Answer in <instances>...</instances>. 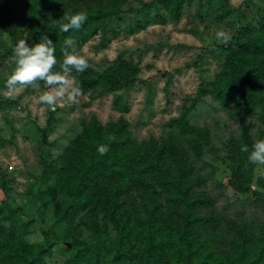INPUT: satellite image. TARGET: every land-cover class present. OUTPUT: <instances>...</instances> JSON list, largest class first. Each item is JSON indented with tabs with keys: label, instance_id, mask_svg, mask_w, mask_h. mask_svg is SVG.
Wrapping results in <instances>:
<instances>
[{
	"label": "trees",
	"instance_id": "16d2710c",
	"mask_svg": "<svg viewBox=\"0 0 264 264\" xmlns=\"http://www.w3.org/2000/svg\"><path fill=\"white\" fill-rule=\"evenodd\" d=\"M183 2L154 0L145 3L143 10L146 15L151 13L148 18L152 15L163 21L169 15L178 19ZM80 11L87 14L83 26L62 32L65 15ZM129 13L119 6L118 0H0V63L14 52L20 39L31 44L39 42L41 33H46L55 44L54 68L60 70L66 39H72L78 50L99 33L102 46H106L117 37L122 25L129 33L135 32ZM5 36L14 44L6 43ZM223 48L227 52L224 67L216 79L202 81L191 105L168 123L167 138L140 141L125 121L106 126L94 116L83 123L64 160L54 164L43 157L38 191L48 194L55 188L68 196L58 202V224L70 222L78 212L97 205L104 214L105 226L96 220L90 223L89 237L68 235L66 239L73 243L71 248L67 246L73 250L70 264H99L102 250L108 255L106 264H264V229L256 232L249 222L217 212L208 194L197 189L202 177L193 179V159L185 150L187 142L192 143L195 159L206 155L205 145H215L210 130L193 125L188 117L198 100L207 94L227 107L233 117L258 114L264 122V22L255 36H236ZM117 62L102 70L89 65L82 73H72L83 77L86 88L81 86L82 90L101 84L102 95L126 89L137 79L134 62ZM121 69L125 73L119 72ZM251 133V128L244 126L242 139L227 143L222 159L226 170H230L228 183L237 193H252L256 199L264 200V189L259 182L254 183L255 165L248 160V153L241 151L244 144L251 149L255 141ZM101 144L109 146L103 155L97 151ZM53 174L57 175L55 185L42 189V178ZM133 187L140 191L136 192L139 201L126 200ZM209 207L212 209H204ZM12 213L9 204H0L1 220ZM45 233L44 241L30 243L16 236L14 226L4 227L0 221V264L44 263L54 245L63 240L53 229Z\"/></svg>",
	"mask_w": 264,
	"mask_h": 264
},
{
	"label": "rangeland",
	"instance_id": "374dc122",
	"mask_svg": "<svg viewBox=\"0 0 264 264\" xmlns=\"http://www.w3.org/2000/svg\"><path fill=\"white\" fill-rule=\"evenodd\" d=\"M151 1L154 0H118L122 9L131 12L135 32L129 33L122 25L117 37L106 46H102L98 33L77 50L87 57L89 65L100 70L123 59L134 62L137 79L126 89L100 95L101 84L95 89H85L83 77L71 73L70 78L85 87L82 96L76 102L61 98L53 108L38 100L40 92L48 87L43 81H37L38 87H20L9 95L5 81L14 68V52L0 63V204L13 208L10 217L5 220L0 217V221L4 227L14 226L16 236L30 243L44 241L47 229L56 231L63 240L54 245L42 264H70L73 250L67 248L73 243L65 244L72 241L66 239L68 235L89 237L92 233L89 224L95 220L105 226L99 205L78 212L70 222L58 224L57 212L61 210L58 202L68 196L55 188L48 194L38 191L43 157L54 164L64 160L83 123L94 116L106 126L113 121H125L140 141L167 138L168 123L191 105L202 81L216 79L224 67L227 52L216 40V30L224 28L231 40L236 36L246 39L259 33L264 22V0H184L181 17L174 19L168 15L163 21L152 15L148 18L151 13L146 15L143 6ZM5 42L14 44L9 36H5ZM120 71L125 73L124 69ZM188 117L193 125L207 127L215 140L214 146L205 145L204 157L195 159L194 145L186 144V154L193 159V179L202 177L197 189L208 194L217 212L247 221L256 232H261L264 200L232 188L228 183L230 170H226L222 156L227 143L242 139L244 126L251 128L255 140L264 138V122L258 114L233 117L227 107L209 94L198 100ZM216 169L220 172L216 173ZM56 177L53 174L51 178H42V189L55 185ZM258 182L264 189V179H255V185ZM136 192L140 191L133 187L126 200L139 201ZM108 229L112 232L111 226ZM106 258L107 253L102 250L99 264H106Z\"/></svg>",
	"mask_w": 264,
	"mask_h": 264
},
{
	"label": "clouds",
	"instance_id": "9594fccd",
	"mask_svg": "<svg viewBox=\"0 0 264 264\" xmlns=\"http://www.w3.org/2000/svg\"><path fill=\"white\" fill-rule=\"evenodd\" d=\"M65 19L66 22L60 26L62 32H68L69 29L79 30L87 21V14L83 11L66 14ZM215 37L223 45H227L231 40L230 33L224 28L217 29ZM64 43L63 62L60 70H56L55 44L46 33H41L39 42L31 44L27 39H20L14 48V68L5 81L8 94L11 95L24 86L38 87L37 81H43L48 87L38 96L42 104L54 108L56 102L65 97L69 101L76 102L83 94L82 88L70 78V74L73 70L78 73L84 72L89 67V61L77 51L72 39H66ZM108 150L107 144H101L97 148L101 155ZM241 151L248 153V160L255 165L254 177L264 179V138L256 139L251 149L247 144L242 145Z\"/></svg>",
	"mask_w": 264,
	"mask_h": 264
},
{
	"label": "water",
	"instance_id": "95a60500",
	"mask_svg": "<svg viewBox=\"0 0 264 264\" xmlns=\"http://www.w3.org/2000/svg\"><path fill=\"white\" fill-rule=\"evenodd\" d=\"M68 245H69V246H71V243H70V242H68Z\"/></svg>",
	"mask_w": 264,
	"mask_h": 264
}]
</instances>
